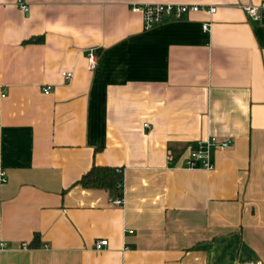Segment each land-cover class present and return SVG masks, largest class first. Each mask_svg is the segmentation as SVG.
I'll use <instances>...</instances> for the list:
<instances>
[{
	"label": "crops",
	"instance_id": "1",
	"mask_svg": "<svg viewBox=\"0 0 264 264\" xmlns=\"http://www.w3.org/2000/svg\"><path fill=\"white\" fill-rule=\"evenodd\" d=\"M16 1L0 0V264H264V21L241 6L263 0ZM146 2L218 9L146 29ZM209 136L234 141L215 169L180 167ZM95 165L123 169V204L80 183Z\"/></svg>",
	"mask_w": 264,
	"mask_h": 264
},
{
	"label": "built area",
	"instance_id": "2",
	"mask_svg": "<svg viewBox=\"0 0 264 264\" xmlns=\"http://www.w3.org/2000/svg\"><path fill=\"white\" fill-rule=\"evenodd\" d=\"M17 5L24 12H29L30 3L25 0H17ZM248 15L255 19L260 20L264 13V0L260 3H247L241 5ZM133 11L141 12L144 19V27L146 29H151L161 24L165 18L172 17L175 19H182L189 16L191 13L205 11L209 14H214L218 7L211 4H201V3H177V2H146V3H134L131 6ZM212 22L208 21L203 24L205 30H211ZM88 62L90 69H95L98 63V58L93 49L88 51ZM63 75L67 81H71L73 78V72L65 71ZM45 92L50 91V86H47ZM234 141L232 138H221L219 136H209L205 139H200L196 142L195 146H189L191 153L189 156L183 159L181 166L188 169H204V170H214L216 164L213 159V153L215 149L218 148H229L233 145ZM168 162L173 164L175 159V154L172 150H168L167 153ZM173 167H178L174 164ZM2 181H6V173L1 171ZM111 202L116 205H121L124 203L123 196H112L110 198ZM109 244L108 239L103 238L95 241L96 250H104ZM9 247L6 243H0V248ZM24 247H27L24 244Z\"/></svg>",
	"mask_w": 264,
	"mask_h": 264
},
{
	"label": "trees",
	"instance_id": "3",
	"mask_svg": "<svg viewBox=\"0 0 264 264\" xmlns=\"http://www.w3.org/2000/svg\"><path fill=\"white\" fill-rule=\"evenodd\" d=\"M41 37H32L26 42H39ZM80 183L86 188H102L110 192L112 196H123L124 194V172L109 165H95L80 179ZM39 239V234L34 240Z\"/></svg>",
	"mask_w": 264,
	"mask_h": 264
},
{
	"label": "water",
	"instance_id": "4",
	"mask_svg": "<svg viewBox=\"0 0 264 264\" xmlns=\"http://www.w3.org/2000/svg\"><path fill=\"white\" fill-rule=\"evenodd\" d=\"M263 21H264V13H263Z\"/></svg>",
	"mask_w": 264,
	"mask_h": 264
}]
</instances>
